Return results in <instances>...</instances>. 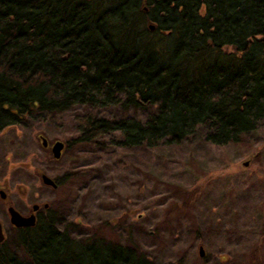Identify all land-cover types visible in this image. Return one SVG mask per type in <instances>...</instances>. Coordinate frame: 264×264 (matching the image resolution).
I'll return each mask as SVG.
<instances>
[{
    "label": "trees",
    "instance_id": "16d2710c",
    "mask_svg": "<svg viewBox=\"0 0 264 264\" xmlns=\"http://www.w3.org/2000/svg\"><path fill=\"white\" fill-rule=\"evenodd\" d=\"M120 105L154 111L78 117L73 144L179 145L200 126L214 145L240 142L264 118V0H0V132L36 111ZM50 212L16 230L22 255L0 243V264H149Z\"/></svg>",
    "mask_w": 264,
    "mask_h": 264
},
{
    "label": "rangeland",
    "instance_id": "374dc122",
    "mask_svg": "<svg viewBox=\"0 0 264 264\" xmlns=\"http://www.w3.org/2000/svg\"><path fill=\"white\" fill-rule=\"evenodd\" d=\"M151 111L123 105L36 111L0 132L6 244L22 255L9 206L29 216L34 205L42 212L48 204L73 238L135 249L149 264H264V118L225 146L207 141L204 126L179 145L119 148L111 144L121 139L118 133L72 142L79 137L78 117L144 122ZM56 141L71 142L58 160L51 153ZM43 174L64 183L47 186Z\"/></svg>",
    "mask_w": 264,
    "mask_h": 264
},
{
    "label": "water",
    "instance_id": "95a60500",
    "mask_svg": "<svg viewBox=\"0 0 264 264\" xmlns=\"http://www.w3.org/2000/svg\"><path fill=\"white\" fill-rule=\"evenodd\" d=\"M154 27L155 26L152 25L151 29H154ZM43 145L45 147L48 146V140L46 138H43ZM64 149H65V142H62V141L55 142V144H53L52 146L53 158L56 160L61 158L62 157L61 154L63 153ZM41 177L45 185L53 187V188H57L58 184L53 178L49 177L46 174H43ZM0 195L2 196V198H6V194L4 191H0ZM46 207H48V204H46ZM38 208H40L39 205H34L32 209L35 212L38 210ZM8 212L10 215L11 224L15 226L16 228L34 227L36 225L37 219H36L35 214L24 216L18 210H15L13 206L8 208ZM80 222L81 220L78 221V223ZM3 241H5V235L3 233L2 225L0 224V243H3ZM203 252H204V249L200 247L201 256H204Z\"/></svg>",
    "mask_w": 264,
    "mask_h": 264
},
{
    "label": "flooded vegetation",
    "instance_id": "af4514ba",
    "mask_svg": "<svg viewBox=\"0 0 264 264\" xmlns=\"http://www.w3.org/2000/svg\"><path fill=\"white\" fill-rule=\"evenodd\" d=\"M154 29H155V27H154ZM154 29H151V30H154ZM11 128H8L7 130H10ZM43 138L44 137H41V139H42V144H43ZM57 142V141H56ZM50 143H49V141H48V146H44L45 148H48L50 145H49ZM55 144V143H54ZM52 146H53V144H52ZM52 146H51V153H52ZM66 146H67V144H66V142H65V148H66ZM65 150V149H64ZM56 160V159H55ZM11 206H9L8 208H10ZM46 208V207H45ZM40 211H41V208H38V210L37 211H33V209H32V212L30 213V215H32V214H35L36 215V219L38 220V214L40 213ZM23 215V214H22ZM24 216H28V215H24ZM1 224V223H0ZM2 225V224H1ZM16 230H18L19 228H16L15 226H13ZM2 229H3V225H2ZM15 230V231H16ZM3 233H4V230H3ZM4 235H5V233H4Z\"/></svg>",
    "mask_w": 264,
    "mask_h": 264
}]
</instances>
